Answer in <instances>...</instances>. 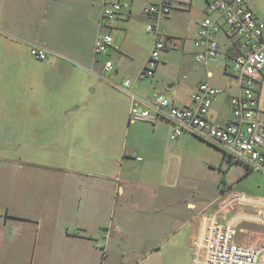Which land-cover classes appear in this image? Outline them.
<instances>
[{"label": "crops", "instance_id": "0c3cea01", "mask_svg": "<svg viewBox=\"0 0 264 264\" xmlns=\"http://www.w3.org/2000/svg\"><path fill=\"white\" fill-rule=\"evenodd\" d=\"M103 1L0 0V264H194L202 216L224 215L234 162L195 135L170 139L171 122L153 112L133 120L130 106L145 108L156 93L186 105L208 82L225 93L211 119L231 122V39L218 33V55L198 65L193 45L205 0L188 39L162 32L160 22L190 11L193 0H177L159 18L145 13L151 0H120L110 20ZM150 22L167 44L146 76ZM101 33L113 43L95 54ZM31 46L48 56L31 57ZM237 231L249 243L264 236L253 222Z\"/></svg>", "mask_w": 264, "mask_h": 264}, {"label": "built area", "instance_id": "2783aa9c", "mask_svg": "<svg viewBox=\"0 0 264 264\" xmlns=\"http://www.w3.org/2000/svg\"><path fill=\"white\" fill-rule=\"evenodd\" d=\"M207 14L199 22L194 39V58L198 65H208L219 53L218 33L229 36L227 69L236 92L229 98L232 121L220 123L211 119L214 99L224 90L201 82L186 105L171 102L163 93H156L145 108L138 102L130 106L134 119L155 116L171 122L170 139L184 133L223 152L228 161L242 163L247 169L264 173V9L257 12L247 0H205ZM177 0H151L145 13L159 18L171 13ZM122 11L120 0H104L102 18L112 19ZM214 15V16H213ZM222 23V24H221ZM154 24L147 31L154 34V44L145 60L142 74L153 75L166 38ZM113 43L109 34L101 33L94 43L95 54L107 53ZM31 57L43 61L49 52L41 46L30 47ZM104 69H113L106 60ZM129 92L130 81L123 82ZM224 203V215L204 214L192 253L194 264H264V236L258 242L244 243L237 239L239 224L256 223L264 228V199L232 191Z\"/></svg>", "mask_w": 264, "mask_h": 264}, {"label": "rangeland", "instance_id": "374dc122", "mask_svg": "<svg viewBox=\"0 0 264 264\" xmlns=\"http://www.w3.org/2000/svg\"><path fill=\"white\" fill-rule=\"evenodd\" d=\"M255 3L264 7V0H253ZM203 16V4L200 0H193V8L189 11L174 12L170 19H162L160 22V30L167 34H179L182 38H190L193 36L192 29L196 25L197 21ZM186 35V36H183ZM177 46V45H176ZM174 48V47H173ZM179 51V50H177ZM224 55V49L221 46V52L219 56ZM225 83L224 77H221V81L217 84L223 86ZM225 93H221L218 99L224 96ZM225 97V96H224ZM225 110L229 111L227 103L224 104ZM231 113V112H230ZM234 162V161H233ZM229 171H227L226 179L227 185H231V190L241 192L247 196H255L256 198L264 199V173L257 170H251L248 173L247 168L242 163L234 162L230 164ZM244 229L257 230L255 225L253 227H242L241 233L244 236ZM240 241L249 243L245 238H240Z\"/></svg>", "mask_w": 264, "mask_h": 264}, {"label": "trees", "instance_id": "16d2710c", "mask_svg": "<svg viewBox=\"0 0 264 264\" xmlns=\"http://www.w3.org/2000/svg\"><path fill=\"white\" fill-rule=\"evenodd\" d=\"M249 171H251V170L250 169H247V172H245V174L248 173Z\"/></svg>", "mask_w": 264, "mask_h": 264}]
</instances>
